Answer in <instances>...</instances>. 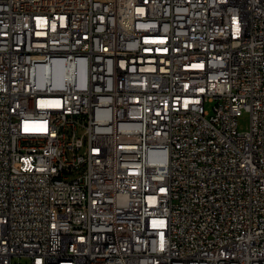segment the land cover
Returning a JSON list of instances; mask_svg holds the SVG:
<instances>
[{"label": "built area", "instance_id": "2783aa9c", "mask_svg": "<svg viewBox=\"0 0 264 264\" xmlns=\"http://www.w3.org/2000/svg\"><path fill=\"white\" fill-rule=\"evenodd\" d=\"M0 264H264V0H0Z\"/></svg>", "mask_w": 264, "mask_h": 264}, {"label": "rangeland", "instance_id": "374dc122", "mask_svg": "<svg viewBox=\"0 0 264 264\" xmlns=\"http://www.w3.org/2000/svg\"><path fill=\"white\" fill-rule=\"evenodd\" d=\"M250 124V115L247 112H244L242 116L239 118V128L241 130H246L249 127ZM14 262H25L28 261L26 257H15L13 258Z\"/></svg>", "mask_w": 264, "mask_h": 264}, {"label": "bare ground", "instance_id": "6f19581e", "mask_svg": "<svg viewBox=\"0 0 264 264\" xmlns=\"http://www.w3.org/2000/svg\"><path fill=\"white\" fill-rule=\"evenodd\" d=\"M60 251H68V256L80 255V242H73V247L68 249V244H60Z\"/></svg>", "mask_w": 264, "mask_h": 264}]
</instances>
